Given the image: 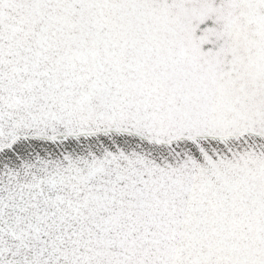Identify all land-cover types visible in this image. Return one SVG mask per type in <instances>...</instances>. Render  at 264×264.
<instances>
[{
    "label": "snow or ice",
    "instance_id": "1",
    "mask_svg": "<svg viewBox=\"0 0 264 264\" xmlns=\"http://www.w3.org/2000/svg\"><path fill=\"white\" fill-rule=\"evenodd\" d=\"M0 264H264V0H0Z\"/></svg>",
    "mask_w": 264,
    "mask_h": 264
}]
</instances>
